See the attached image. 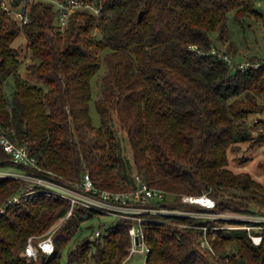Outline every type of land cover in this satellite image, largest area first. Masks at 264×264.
<instances>
[{
    "label": "trees",
    "instance_id": "1",
    "mask_svg": "<svg viewBox=\"0 0 264 264\" xmlns=\"http://www.w3.org/2000/svg\"><path fill=\"white\" fill-rule=\"evenodd\" d=\"M96 1L99 14L76 10L64 29L48 1L32 3L25 24L0 9V129L29 144L39 165L65 183L89 172L100 188L129 189L136 185L129 170L136 168L149 185L166 191L157 205L205 210L182 197L208 194L216 201L212 211L264 213V122L252 120L264 111V66L237 70L211 53L214 33L229 37V12L242 25L252 17L264 24L263 0ZM21 34L31 55L27 72L45 86L20 73L24 57L15 41ZM102 64L107 72L95 102L96 126L91 81ZM117 124L133 162L123 156ZM255 160L254 172L244 170ZM0 168L53 177L15 163L1 143ZM27 183L0 177V206ZM68 211L65 199L46 192L11 205L0 216V264L125 262L133 221L117 219L107 234L82 236L83 214L96 215L82 209L57 229L53 253L29 257V237L45 235ZM224 223L153 215L146 223V264H264V233L255 244L248 230ZM205 236L213 250L202 245Z\"/></svg>",
    "mask_w": 264,
    "mask_h": 264
},
{
    "label": "built area",
    "instance_id": "2",
    "mask_svg": "<svg viewBox=\"0 0 264 264\" xmlns=\"http://www.w3.org/2000/svg\"><path fill=\"white\" fill-rule=\"evenodd\" d=\"M38 1H48L57 10V25L64 29L68 24L70 16L76 10H90L99 14L102 5L96 0H0V9L25 24L30 18V5ZM264 1V0H263ZM211 53L218 59L223 60L229 67L237 70H255L264 66V56L256 60L236 61L231 54L216 47ZM253 123L264 122V111L258 112L253 116ZM14 133V130L12 131ZM0 143L5 150L11 154L15 163L34 166L39 170H45L53 177H43L38 174L28 173L16 168H0V177H14L27 181L19 192L12 195L0 206V216L7 209L24 198L32 199L35 194L40 192L51 193L65 199L69 204V211L64 219L54 225L45 235L30 236L25 247L29 257L37 259L40 252L49 255L55 250V233L62 223L71 217L76 210L94 211L96 215H110L117 219H129L133 223L130 227L132 244L130 252L141 249L148 255L150 246L146 240V227L153 215H178L203 217L211 219H223L226 221L223 228L246 229L250 232L252 241L261 244L264 233V213H245L230 211L229 213L215 212L216 201L208 194L200 196L183 195L185 202L197 203L204 209L185 210L178 207H163L157 205L159 200L166 196V191L149 185L143 180L140 174L135 177L136 185L124 190H110L100 188L89 172L82 175L80 180L65 183L56 178V174L51 170H46L39 165L37 157L32 153L29 144H19L4 129H0ZM84 219L88 220V214H83ZM227 223L232 225H227ZM205 232L207 226H203ZM101 229L95 231V236L102 235ZM202 245L213 250L208 238L202 240Z\"/></svg>",
    "mask_w": 264,
    "mask_h": 264
},
{
    "label": "rangeland",
    "instance_id": "3",
    "mask_svg": "<svg viewBox=\"0 0 264 264\" xmlns=\"http://www.w3.org/2000/svg\"><path fill=\"white\" fill-rule=\"evenodd\" d=\"M259 8L261 12H264V1L259 3ZM228 23H229V37L226 40H220L217 33H214L213 37L216 43V48L227 51L233 56L236 61H245L249 60L253 56H264V24L261 19L252 17L247 19L242 25L234 17V12H229L228 14ZM26 37L24 34H21L15 41V46L18 47L20 54L24 57V62L20 68L21 75L27 79L30 83L36 84L38 86H45L39 79L35 76L30 75L27 72V64L31 61V55L26 50ZM107 72V65L102 64L101 69L97 74L92 78V89H93V98L91 100V115L93 117V124L98 126L100 124L99 115L96 108V100L102 95V78ZM13 80L9 79L6 85V91L9 98H11ZM117 136L121 141L123 156L127 159H130L133 162V151L130 146L126 132L123 131L120 124L116 125ZM263 155V154H261ZM260 155V156H261ZM264 159V155L261 156ZM256 165V160L252 161L248 166L244 167V170H250L254 172V167ZM10 169V168H9ZM12 170V169H10ZM137 173L136 168L129 170V176L132 178V181H135ZM135 183V182H134ZM185 210H195L191 208H182ZM223 213H229L230 211H222ZM117 224V220L110 215H95L94 217L89 218L88 220L82 223L80 233L82 236H90L95 238V231L101 229L104 234H107L110 231V228ZM224 223L223 225H225ZM56 225V224H55ZM227 225H232L228 224ZM222 227V226H221ZM75 243L78 240L74 241ZM75 246V244L73 245ZM68 254V249L64 250L63 261H66ZM147 253L141 249L132 251L129 257L125 260L123 264H146Z\"/></svg>",
    "mask_w": 264,
    "mask_h": 264
},
{
    "label": "water",
    "instance_id": "4",
    "mask_svg": "<svg viewBox=\"0 0 264 264\" xmlns=\"http://www.w3.org/2000/svg\"><path fill=\"white\" fill-rule=\"evenodd\" d=\"M143 14H144V11H141L139 17L141 18ZM44 258H46V255H44Z\"/></svg>",
    "mask_w": 264,
    "mask_h": 264
}]
</instances>
